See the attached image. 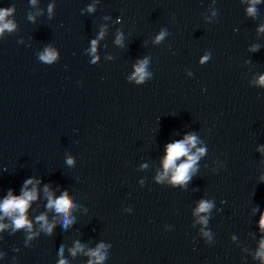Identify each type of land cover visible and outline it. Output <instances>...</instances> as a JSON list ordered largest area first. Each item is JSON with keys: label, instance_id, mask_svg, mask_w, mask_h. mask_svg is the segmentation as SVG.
Instances as JSON below:
<instances>
[{"label": "clouds", "instance_id": "1", "mask_svg": "<svg viewBox=\"0 0 264 264\" xmlns=\"http://www.w3.org/2000/svg\"><path fill=\"white\" fill-rule=\"evenodd\" d=\"M91 10V9H90ZM9 9L0 10V22L4 21L5 16L10 14ZM249 13H253L255 11L254 8H249ZM13 25L11 23H3L2 27H0V32L4 29L11 30ZM164 33H161L160 36L157 37V40L163 38ZM93 43V51H95L96 41H92ZM41 60L45 62H51L55 59V53L46 50L45 54H42L40 57ZM147 61L141 62L135 71V76L138 78L137 82H142L146 73H145V64ZM261 84H264V76L260 78L259 81ZM196 144L195 136H186L184 140L177 141L167 145V155L164 160V168L165 170H173L174 175L172 177L174 183H184L190 179V170L193 168V165L196 163L199 158L198 155H189L190 147H194ZM203 149H198V153L202 154ZM186 156L187 161L184 163L176 165V161L180 158ZM72 163L71 160L68 161ZM26 184L32 183V180H28L25 182ZM36 199L35 191L29 192L24 191L23 195L20 197H14L9 193V196L4 200L2 204H0V210H2L6 215H12L13 213H18V215L14 218V225L16 228H21L24 226L31 227V224L28 222L25 216V212L29 206V202ZM49 208H55L57 213H64L66 215L65 224L70 221L67 220V213L69 209L72 207V201L69 199L67 192H65L59 198L53 200L51 196L49 197V203L47 205ZM210 204L202 201L199 205L197 211L205 212L210 208ZM38 220L44 221V227L50 233L52 231V225H49L45 216L41 215L37 217ZM264 223V221H262ZM3 225H0L2 228ZM264 247V245H262ZM92 255L97 257V260H102L103 256L99 255V250L93 252Z\"/></svg>", "mask_w": 264, "mask_h": 264}]
</instances>
